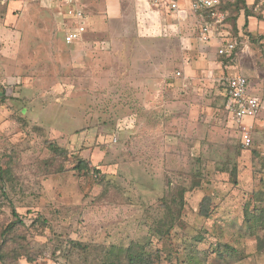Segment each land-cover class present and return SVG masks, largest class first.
<instances>
[{
	"label": "rangeland",
	"instance_id": "1",
	"mask_svg": "<svg viewBox=\"0 0 264 264\" xmlns=\"http://www.w3.org/2000/svg\"><path fill=\"white\" fill-rule=\"evenodd\" d=\"M247 2L213 22L231 55L201 41L198 16L149 0L0 3L4 264H98L112 247L148 240L156 264H264V231L249 235L243 220L264 182V111L245 122L244 148L224 105L237 75L264 101V3ZM74 7L86 33L68 45L82 24ZM14 211L24 225L5 241ZM228 244L236 252L219 254Z\"/></svg>",
	"mask_w": 264,
	"mask_h": 264
},
{
	"label": "built area",
	"instance_id": "2",
	"mask_svg": "<svg viewBox=\"0 0 264 264\" xmlns=\"http://www.w3.org/2000/svg\"><path fill=\"white\" fill-rule=\"evenodd\" d=\"M38 0H0V3H28ZM54 2L67 3L76 5L85 0H52ZM154 6L162 7L170 12H189L198 16L202 20L201 26V41L203 43L214 44L218 48L220 55H231L235 50V44L217 33V27L213 23L217 16H220L221 5L225 3L237 4L248 0H149ZM261 5L264 0H258ZM188 6L189 10L184 7ZM74 7L70 14H74L78 20H82L77 29L74 28L66 36L68 45L79 43L83 40V35L86 33V27L83 20L85 15L82 11ZM227 92L225 99V109L230 116L235 120L239 128L242 130V145L244 148H249L252 145V139L246 127L247 120H255L261 112L260 100L248 94V80L242 75L232 77L227 84Z\"/></svg>",
	"mask_w": 264,
	"mask_h": 264
},
{
	"label": "trees",
	"instance_id": "3",
	"mask_svg": "<svg viewBox=\"0 0 264 264\" xmlns=\"http://www.w3.org/2000/svg\"><path fill=\"white\" fill-rule=\"evenodd\" d=\"M229 3H225L221 5L220 11L224 10L229 6ZM49 149L54 153L58 154L63 150H60L58 146L49 142ZM64 153V151H63ZM76 169L79 171L88 170V164L80 160L78 164H76ZM95 172L99 175H102V171L100 168L96 167ZM9 171H4L0 173V179L3 177H9ZM252 197L244 204L243 209V220H244V228L249 235H257L258 232L264 231V182L263 186L260 190H257L252 193ZM211 204L212 200L209 197H205L201 203L200 207V215L202 217L210 218L211 217ZM13 215L15 217V221L12 222L8 227L4 230L3 235L5 241H8L11 237L13 238L18 231V225H24L23 221L19 218L18 214L14 211ZM42 223L41 221H39ZM46 222L43 220V225ZM19 238V236L17 237ZM259 240V249L262 250L264 248V240L257 238ZM200 241L201 238H198ZM147 241V239H146ZM73 248L80 250L82 253L87 254L90 250V246L82 245L81 243L71 242ZM219 254L232 256V253H235L236 250L228 245H224V247H219ZM224 251V252H223ZM232 252L231 254H229ZM15 255H20V251H15ZM160 251L154 250L152 242L148 240L147 242H132L126 249H122L120 247H112L107 253L103 252L98 258V264H156L160 259ZM7 252L4 250V246L0 245V264H4L7 259ZM27 257L30 258V255L27 254ZM188 263H193L191 260Z\"/></svg>",
	"mask_w": 264,
	"mask_h": 264
},
{
	"label": "crops",
	"instance_id": "4",
	"mask_svg": "<svg viewBox=\"0 0 264 264\" xmlns=\"http://www.w3.org/2000/svg\"><path fill=\"white\" fill-rule=\"evenodd\" d=\"M246 2V1H245ZM257 2H259L258 0H252V3L251 4H253V5H255V3H257ZM246 4L247 5H249L250 4V2H246ZM175 14H184L185 13V15H187V14H189V12H174ZM74 44H78V43H74ZM243 76V75H242ZM235 77V76H234ZM245 77V76H244ZM231 79V78H230ZM229 79V80H230ZM247 79V78H246ZM229 80H228V82H229ZM248 80V79H247ZM248 83H249V85H248V94L250 95V96H253V97H256V98H258L259 100H260V103H261V112H260V114L264 111V101L262 100V98H260V97H258V95H256L254 92H253V90H252V86H251V84H250V82H249V80H248ZM228 84V83H227ZM226 84V85H227ZM228 86V85H227ZM227 86L225 87V91H224V103H225V99H226V92H227Z\"/></svg>",
	"mask_w": 264,
	"mask_h": 264
}]
</instances>
